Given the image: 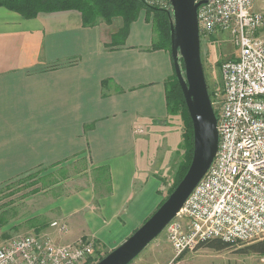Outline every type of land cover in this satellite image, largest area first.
Returning <instances> with one entry per match:
<instances>
[{
    "label": "crops",
    "instance_id": "0c3cea01",
    "mask_svg": "<svg viewBox=\"0 0 264 264\" xmlns=\"http://www.w3.org/2000/svg\"><path fill=\"white\" fill-rule=\"evenodd\" d=\"M116 27L86 26L77 10L26 18L0 5V187L83 162L54 185L64 188L55 202L69 226L55 239L93 238L96 255L120 246L164 199L162 165L140 169L145 141L135 127L168 122L172 53L153 48V15L145 9L123 42L113 40ZM95 178L106 183L101 193Z\"/></svg>",
    "mask_w": 264,
    "mask_h": 264
},
{
    "label": "built area",
    "instance_id": "2783aa9c",
    "mask_svg": "<svg viewBox=\"0 0 264 264\" xmlns=\"http://www.w3.org/2000/svg\"><path fill=\"white\" fill-rule=\"evenodd\" d=\"M145 1L163 9L171 4ZM200 1L201 41L227 31L239 53L220 66L222 97L212 101L219 134L215 158L165 229L177 256L212 239L234 245L264 238V13L255 8L256 0ZM143 131L136 126L135 132ZM51 226L60 232L69 227L59 221ZM96 250L90 238L63 243L35 233L7 241L0 264H88Z\"/></svg>",
    "mask_w": 264,
    "mask_h": 264
},
{
    "label": "rangeland",
    "instance_id": "374dc122",
    "mask_svg": "<svg viewBox=\"0 0 264 264\" xmlns=\"http://www.w3.org/2000/svg\"><path fill=\"white\" fill-rule=\"evenodd\" d=\"M169 1L171 4L168 7L170 8H167L168 10L166 8L164 9L167 10L170 16L171 26V19L174 18V11L172 2L171 0ZM255 8L264 13V0H256ZM260 32L264 35V26ZM155 36L158 41V32L155 33ZM238 53L239 48L236 45L234 37L227 31L216 34L208 41H201V54L205 77L209 92L214 95L215 100H221L222 97L220 66L226 60L236 59ZM178 56L180 67L183 71L184 61L181 53H179ZM174 74H176L175 69ZM183 119L181 113H176L169 114L167 119L168 122L164 127L158 124L149 128L145 125H141L144 129L142 132L144 136H142V138L145 141L142 145V157L146 163L143 164L140 169L141 171L144 169L148 172L149 169L154 170L159 165H162L160 167L161 170H157V174L161 176L163 180L162 194L164 198L170 195L169 190L174 184L175 171L177 166L184 159V150L181 147L185 127ZM170 146L173 150L180 147L178 151L166 149ZM165 153H167L168 157H166L167 155H165ZM163 154L164 156H161ZM158 158L161 159L160 162ZM167 158L170 159L167 160ZM83 166V162L78 164L76 162L71 166L67 165L60 167V170L53 169L26 173L8 183H4L0 187V209L2 211L0 215V248L10 239L19 236L40 233L57 238L55 232L64 233L51 226L53 221L68 224L65 219L60 217L59 209L55 202L57 194L61 190H64V188L59 186L56 191L54 185L58 183V180L59 182L64 180V175L67 174L68 176L69 174L70 177V173L76 172L77 169H81ZM106 172L107 170H105L102 175L104 174L105 176ZM95 181L96 191L98 193L104 191L105 181L104 183L98 182V178H95ZM100 185L104 187L101 188ZM253 242L254 241L234 244L221 251L202 246L193 253L187 252L177 256L164 230L162 234L154 239L148 246L150 247L154 243H157V248L153 250V247L150 249L147 247L146 249L149 251L147 252L148 254H146L147 256L144 259H138L137 257L136 261L138 264H264L263 255L241 252L242 249ZM146 249L142 253H144ZM107 254L108 253L103 252L98 253V255L94 254L88 264H95L100 257H105Z\"/></svg>",
    "mask_w": 264,
    "mask_h": 264
},
{
    "label": "water",
    "instance_id": "95a60500",
    "mask_svg": "<svg viewBox=\"0 0 264 264\" xmlns=\"http://www.w3.org/2000/svg\"><path fill=\"white\" fill-rule=\"evenodd\" d=\"M171 42L174 67L181 84L193 129L190 166L165 201L120 246L95 264H129L166 229L211 166L219 145L217 115L208 89L198 26V7L204 2L171 0ZM184 61L182 71L178 54Z\"/></svg>",
    "mask_w": 264,
    "mask_h": 264
},
{
    "label": "trees",
    "instance_id": "16d2710c",
    "mask_svg": "<svg viewBox=\"0 0 264 264\" xmlns=\"http://www.w3.org/2000/svg\"><path fill=\"white\" fill-rule=\"evenodd\" d=\"M0 5L16 11L26 18H34L41 12L77 10L81 13L83 23L86 26H93L101 21L110 26L117 25L116 32L112 36L116 43L117 41L123 42L131 24L138 19L141 11L145 9L153 15L155 33L158 32L159 40H155L153 48H166L171 51V26L167 10L157 6H149L145 0H0ZM166 96L169 114L181 113L185 122L181 145L184 150V159L175 171L174 184L169 190L171 193L190 166L193 156V129L185 96L176 74H173L167 82ZM210 96L213 101L214 95L210 93ZM165 199L162 200L161 204ZM231 245L220 239H212L202 244L201 247L206 246L221 251ZM241 252L264 256V238L254 241ZM103 257H100L98 261Z\"/></svg>",
    "mask_w": 264,
    "mask_h": 264
}]
</instances>
